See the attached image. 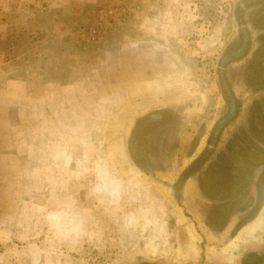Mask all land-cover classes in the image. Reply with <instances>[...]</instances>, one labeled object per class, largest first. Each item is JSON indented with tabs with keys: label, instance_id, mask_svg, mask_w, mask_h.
Wrapping results in <instances>:
<instances>
[{
	"label": "rangeland",
	"instance_id": "1",
	"mask_svg": "<svg viewBox=\"0 0 264 264\" xmlns=\"http://www.w3.org/2000/svg\"><path fill=\"white\" fill-rule=\"evenodd\" d=\"M163 1L131 0L130 9L137 10L118 23L105 24L99 42L80 43L81 33L94 25L93 10L108 6L111 0H0V264H132L137 259L128 254L143 247L148 232L141 229L151 217L142 216L140 206L119 196L127 195L119 192L120 183L112 182L107 191L95 192L92 177H79L74 174L78 168L62 166V151L77 153L78 144L70 143L67 122L60 115L76 116L69 109L77 112L80 108L76 103L61 102V86L93 81L86 85L89 88H81V95L93 99L95 94H109L113 67L126 69L121 74L129 80L142 79L148 74L144 68L153 69L162 61V69L180 64L187 67L189 84L169 93H180L182 103L165 105L174 112V125L168 130L178 140L168 163L180 164V158L191 155L202 137L204 148L223 113L217 63L236 39L237 19L245 24L250 46L244 59L224 71V79L239 101V112L221 132L217 148L222 149L238 133L235 139L244 146H256L264 160V90H252L243 71L264 41L259 24L264 22V4L247 7L244 0H188L182 10L171 9L172 15L189 20L176 25L178 33L175 29L169 38L156 34L143 39L149 33L143 27L150 26L146 28L150 32L160 30L153 19L160 17ZM239 3L247 7L243 12ZM166 72L158 73L163 76ZM110 79L112 83L100 86ZM186 112L192 116L187 118ZM74 121L75 127L81 124V120ZM82 122L89 126V121ZM193 122L196 126L190 128ZM139 176V194L149 193L163 205L164 212V216L155 214L153 221L157 224L162 219L164 231L157 243L165 244V249L150 263L190 264L188 249L185 260L178 261L183 252L178 244L187 240L188 230L203 225L210 232L202 222L204 203L197 179L191 178L193 190L183 192L181 188L172 195L171 184L158 173ZM154 207L156 204L144 208ZM230 224L221 230L229 231ZM90 230H96L94 243L89 241L94 235ZM157 234L154 231L150 237L155 239ZM262 254L264 257V249ZM247 262L254 261H243Z\"/></svg>",
	"mask_w": 264,
	"mask_h": 264
},
{
	"label": "crops",
	"instance_id": "2",
	"mask_svg": "<svg viewBox=\"0 0 264 264\" xmlns=\"http://www.w3.org/2000/svg\"><path fill=\"white\" fill-rule=\"evenodd\" d=\"M186 2L188 0H164L163 5L165 6L161 11L160 17L153 19V22L157 25L156 28L160 30L150 32L151 28L146 29L150 26L143 27L149 31L147 35L141 33L143 34V39H146L145 36H153L155 38L156 34L169 38L174 34L173 31L175 29L177 32L178 28L176 25H182L189 20L186 17L183 18L184 15L181 14L172 15L171 9L177 8L182 10L184 7H187ZM153 37H150V39ZM165 61L167 62V60ZM162 64L163 61L162 63L158 62L153 69L144 68L143 71L148 74H144L142 79L136 80H129L125 74H121L122 72L127 73L126 69H115L113 67L114 77L112 76V79L114 82L112 79L104 80L101 81L103 85H100L101 87H106V85L113 82L111 86L108 85L109 94H104L103 96L95 94L93 99H91L92 96L90 95H81V88H89L86 85H92L93 81L83 80L74 85H67L66 88L61 86V88L63 87L61 90L64 100L61 102L76 103L80 108V111L77 112L74 108L69 109L70 115H75L76 113V116H69V114L66 116L63 113L60 115L61 119L67 122L68 126L65 128L68 129V134L72 137L69 139L70 143L78 144L77 153L71 154L70 150L62 151V160L64 162L62 166L66 168H78V170L74 171V174L78 173L79 177H92L91 181L95 192L97 190L107 191V185H110L112 182L120 183L119 192H126L127 195L119 196L126 197V199L134 202L135 205L140 206L143 210L142 216L147 215V217H151L149 224L141 229L148 232V237L143 243L144 248L142 247L139 251L128 254L131 258H137L132 261V264H152L150 260L160 258L162 252H164L163 249H165V244L157 243V240H162L161 234L164 231L163 225H160L162 219L159 218L157 224L153 221L155 214L157 216H164L163 205L160 202H155L156 199L154 197L155 201H153L149 193H147L148 197L145 195L146 193L143 195L139 194L142 193L139 186V178H141L139 175L141 173L129 162L125 149L126 137L129 135L135 119L145 116L152 110L165 108L169 104L182 103L180 93L173 95L174 97L170 96L169 93H173V90L175 91L177 86L181 88L183 83L184 86L189 84L190 78L186 76L188 72L187 67L183 68L180 64L176 67L172 65L171 67H167V69L166 67L162 69ZM101 68L104 70L102 66ZM151 70H157V73L152 74L154 72L151 73ZM164 70L167 72L161 76L158 72ZM130 88H133V90L131 91ZM160 91L162 93L157 94ZM196 102L198 103V100ZM185 115L187 118L188 116H192L191 112L189 114L186 112ZM74 120H81V124L75 127ZM83 120L89 121V126L86 127L85 123L82 122ZM190 126V128H193L196 124L193 122ZM191 132L190 134H192ZM202 139L203 137L200 138L197 148L193 150L191 155L180 158L184 160H180V164L178 161H171L168 163L170 164L169 168L163 172H157L161 176L160 178L172 184L184 168L196 158L197 152L200 151V147L202 148ZM128 185L130 189L127 190L125 187H128ZM193 185L192 179H187L183 184L182 191L184 192L186 189L193 190ZM151 204H156L153 210L151 208L148 210L144 208L151 206ZM90 231H93L94 235H90L89 241H93L94 243L96 242V230ZM154 231L158 232L155 239L153 236L150 237V234L152 235ZM188 232L189 236L187 240L178 244V247L183 249V252L179 254L178 261L183 259V254L188 249L190 264H245L243 263L244 260L251 261L252 259L254 261L253 264H264L262 259V251L264 249V201L253 220L241 227L230 238L225 234H212L203 225L200 228L196 227L194 230H188ZM246 264L249 263L247 262Z\"/></svg>",
	"mask_w": 264,
	"mask_h": 264
},
{
	"label": "trees",
	"instance_id": "3",
	"mask_svg": "<svg viewBox=\"0 0 264 264\" xmlns=\"http://www.w3.org/2000/svg\"><path fill=\"white\" fill-rule=\"evenodd\" d=\"M244 1L248 3L247 7L264 4L257 0ZM247 7L238 4L241 12ZM240 11L238 14H241ZM236 23V39L224 49L217 63L223 113L211 128L202 151L170 186L172 195L178 194L187 179H197V191L204 203V207L201 206L203 224L211 233L225 234L229 238L253 220L264 201V160L258 148L244 146L235 139L238 133H233L222 149L217 148L221 132L239 112V101L227 85L224 71L232 63L244 59L250 46L244 22L237 19ZM259 24L260 29L264 30V22ZM258 39L260 41L262 37ZM243 71L245 78L251 80L252 90H264V41L252 53ZM174 121V112L170 108L152 110L134 120L127 138L126 152L129 162L142 175H154L167 169L168 161L178 145L174 136L176 133L168 130ZM229 222V231H222L226 230ZM262 259L264 261V257Z\"/></svg>",
	"mask_w": 264,
	"mask_h": 264
},
{
	"label": "built area",
	"instance_id": "4",
	"mask_svg": "<svg viewBox=\"0 0 264 264\" xmlns=\"http://www.w3.org/2000/svg\"><path fill=\"white\" fill-rule=\"evenodd\" d=\"M131 0H111L108 6L93 10L94 25L88 27L79 37L80 43H97L101 40L103 26L114 24L128 17L129 14L137 10V7L130 9Z\"/></svg>",
	"mask_w": 264,
	"mask_h": 264
}]
</instances>
